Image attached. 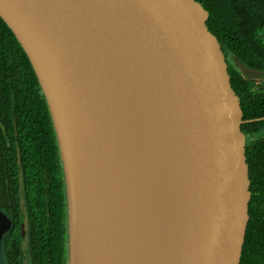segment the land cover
Listing matches in <instances>:
<instances>
[{
    "label": "water",
    "instance_id": "1",
    "mask_svg": "<svg viewBox=\"0 0 264 264\" xmlns=\"http://www.w3.org/2000/svg\"><path fill=\"white\" fill-rule=\"evenodd\" d=\"M208 15L197 0H0L55 130L68 264L77 235L106 264H239L245 135ZM231 58L245 76L264 75ZM147 145L157 187L140 196ZM8 225L0 211V240Z\"/></svg>",
    "mask_w": 264,
    "mask_h": 264
},
{
    "label": "flooded vegetation",
    "instance_id": "2",
    "mask_svg": "<svg viewBox=\"0 0 264 264\" xmlns=\"http://www.w3.org/2000/svg\"><path fill=\"white\" fill-rule=\"evenodd\" d=\"M228 55H224L228 79L230 77L228 71L232 69L234 72L232 81L235 87L233 88L231 84L230 86L235 95H239L240 100H244L243 112L261 113L256 117H243V112L239 109L242 119L240 129L243 132L249 130L246 125L250 122L255 124V121L257 122L255 125H258V129L254 132L244 133L245 144L249 145V141L253 138L264 141V75L245 76L234 67L231 58L233 54ZM12 57V51H10L7 63L0 62V65H6L9 72L8 84L2 83L3 79L0 77V211L9 219V225L0 240V264H68L66 194L58 142L32 140L27 142L28 137L16 114L20 111V114L27 117L28 111L36 108L27 109L26 106H21L24 102H17L20 94L17 93L13 83V79L17 77H14L15 71L8 65L11 63L12 66ZM243 61L264 71V58L256 63L245 59ZM24 83L30 86L27 96L33 102L37 101L38 97L44 99L37 78L33 81L26 76ZM6 94L9 99H6ZM251 98H257L259 101L257 106L252 102V105L250 104ZM241 103L239 102V105ZM6 105L10 107L9 113L2 110ZM41 111L42 117L45 118L48 115V124L53 126L48 107ZM259 121H261L260 124ZM247 175L249 178L248 164ZM248 180L247 208L251 196L258 193L250 188L251 179ZM247 245H249L248 242ZM242 247L243 245L241 255Z\"/></svg>",
    "mask_w": 264,
    "mask_h": 264
},
{
    "label": "trees",
    "instance_id": "3",
    "mask_svg": "<svg viewBox=\"0 0 264 264\" xmlns=\"http://www.w3.org/2000/svg\"><path fill=\"white\" fill-rule=\"evenodd\" d=\"M197 1L208 10L209 15L206 19V25L219 42L222 52H225L224 55L229 56L228 54L232 53L251 63L259 62L260 59L264 58V0ZM10 51H12L13 62L12 66L11 63H8V65L15 71L14 77H17V79H13V76H11V79H13V83L17 88V93L20 94L17 97V102H24L21 106H26L27 109L36 108L35 110H29L27 117L20 114V111L16 114V118L28 137L27 142H57L54 127L48 124V115L44 118L41 114V110L47 108L45 97L44 99L38 97L37 101L33 102L27 96L30 92V86L24 83L26 76L36 81L31 63L11 29L0 17L1 63H7ZM8 74L6 65H0L2 83L8 84ZM228 74L230 75L229 82L234 88L235 85L232 81L234 72L232 69L228 71ZM5 97L9 99L7 94ZM237 97L239 102H242L239 109L243 112L245 108V106L243 107L244 100H240L239 95ZM251 102L257 106L259 101L257 98H251L250 104ZM16 107L20 106L16 105ZM2 110L9 113L10 107L6 105ZM260 115V112L250 114L247 111L243 112V117ZM260 122L258 123L260 124ZM254 123L257 122L254 121ZM255 124L250 122L246 125L249 130L245 132L252 133L258 129V125ZM247 144H245V160L249 166L250 188L255 189L258 193L253 194L248 203L247 212L249 217L247 216L248 220L242 241V255L239 264H264V141L253 138L249 141V145ZM54 146L56 147V143ZM247 242L249 245H247Z\"/></svg>",
    "mask_w": 264,
    "mask_h": 264
},
{
    "label": "bare ground",
    "instance_id": "4",
    "mask_svg": "<svg viewBox=\"0 0 264 264\" xmlns=\"http://www.w3.org/2000/svg\"><path fill=\"white\" fill-rule=\"evenodd\" d=\"M142 153L144 154L142 157L139 158V169L138 174L135 176L137 179V186H138V193L140 196L144 194L145 191L148 189L156 188L157 185L154 184V174H153V167L156 165L157 160L153 157L152 148L147 145L143 150ZM160 189V193H161ZM151 215V214H150ZM148 215V216H150ZM152 221L153 225L158 221L162 220V216L158 217L157 219H153L149 217ZM80 236L77 235L75 237V242L72 247V264H106L104 262L101 253L100 247L97 246L96 243H88L87 240L80 241ZM165 241V234L164 230L158 228L154 231V234L150 237L149 242L152 244L151 248L155 252V250L160 249L159 246L164 243ZM157 257L162 258L161 254H158Z\"/></svg>",
    "mask_w": 264,
    "mask_h": 264
}]
</instances>
